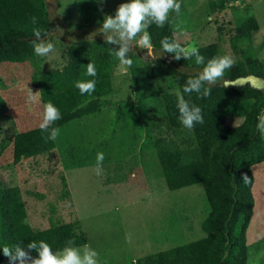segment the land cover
Masks as SVG:
<instances>
[{
  "label": "rangeland",
  "instance_id": "obj_1",
  "mask_svg": "<svg viewBox=\"0 0 264 264\" xmlns=\"http://www.w3.org/2000/svg\"><path fill=\"white\" fill-rule=\"evenodd\" d=\"M127 2L130 0H47L54 32L46 41L55 45V52L44 58L41 69L50 71L66 64L56 51L61 44L104 39L97 29L105 16H114L118 6ZM179 2V12L171 13L169 21L182 47L218 44L222 53L237 61L246 54L237 53L236 47L242 45L234 39L235 29L248 18H256L260 28L253 35V49L264 63V0H249L245 6L230 0L221 10L211 0ZM131 47L133 65L124 72L119 63L112 77L114 91L102 99L103 110L70 122L59 131L53 151L19 164H14L12 139L16 133L39 128L42 121L40 91L31 81L36 65L0 66V94L7 102L0 121V188L21 190L27 222L34 230L77 223L87 245L98 253V264H137L201 239L205 236L201 223L210 212L201 185L169 191L157 155L143 150L148 132L159 134L152 121L160 123L164 110L158 100L139 99L131 70L154 66L163 88H170L174 72L167 65L160 66L153 47L154 55L148 57L147 49ZM29 89L36 94L31 104L27 103ZM129 114L133 123H129ZM243 120L241 115L231 123L240 125ZM178 137L189 139L186 133ZM97 153L104 154L100 175L96 173ZM251 170L255 208L247 233V264H264V256L257 259L264 252V163Z\"/></svg>",
  "mask_w": 264,
  "mask_h": 264
},
{
  "label": "trees",
  "instance_id": "obj_2",
  "mask_svg": "<svg viewBox=\"0 0 264 264\" xmlns=\"http://www.w3.org/2000/svg\"><path fill=\"white\" fill-rule=\"evenodd\" d=\"M229 1L211 0V4L221 10ZM33 16L37 18L36 25L31 23ZM33 27L48 32L43 37L45 40L53 34L47 0H0V66L36 65L31 81L40 91L42 108L51 102L59 109L61 119L52 125L59 130L74 120L103 110L102 99L113 93L112 77L119 65L118 59L110 52V48L115 46L105 45L104 39L78 42L73 46L61 44L56 51L62 59H66V64L43 71L41 66L45 57L34 53ZM259 28L256 18H248L235 29L234 39L242 45L236 47L237 53L239 56L242 53L246 55L226 70L224 77L212 87L211 95L206 98H199L196 93L185 94L183 87L189 78L202 70L208 60L225 55L220 46L211 44L197 48L204 57V64L197 65L195 57L176 61L171 54L161 51L163 39L176 41L171 22L168 21L163 27L152 24L147 28L155 55L159 57L157 62L160 66L167 65L174 75L170 88H163L154 66L146 64L131 70L139 99L143 102L158 100L164 110L160 123L152 121L159 134L153 136L149 131L143 150L153 151L157 155L169 191L201 185L210 212L201 223L204 237L161 251L137 264H247V233L255 208V177L251 168L264 163V139H261L256 128L257 116L264 111V90L249 85L225 87L224 82L249 75L264 81V63L253 49V35ZM167 58L171 60L167 61ZM89 62L96 68L95 77L85 74V66ZM9 73L13 75L11 68ZM93 79L96 87L91 95H81L74 86L76 81ZM172 88L177 89L190 104L201 108L203 124H196L191 131L181 125L176 107L177 93L172 92ZM6 106L7 102L0 94V121L5 115ZM241 115H244V120L240 125L231 123L232 119ZM128 120L133 123L131 114ZM1 128L0 124V137ZM49 133H42L40 128L16 133L12 139L14 164L53 151L56 140L46 141L44 138ZM185 133L189 139L178 137ZM244 175L249 178L248 183H244ZM63 185L67 190L65 179ZM27 218L21 190L15 186L1 187L0 264H9L8 257L2 251L5 246L14 249L16 245L26 247L32 241H44L55 252L68 246L70 240L73 242L71 246L79 249L88 243L77 223H56L45 230H34ZM32 255L35 257L36 253Z\"/></svg>",
  "mask_w": 264,
  "mask_h": 264
},
{
  "label": "clouds",
  "instance_id": "obj_3",
  "mask_svg": "<svg viewBox=\"0 0 264 264\" xmlns=\"http://www.w3.org/2000/svg\"><path fill=\"white\" fill-rule=\"evenodd\" d=\"M181 4L179 0H130L127 3H121L115 11V15L105 16L102 26L97 29V33H102L105 45L115 46L110 48V52L118 59L121 70L127 72L133 65L129 53L132 52L133 45L140 49H147V57L153 56L150 35L147 28L152 24L157 27H163L168 21L169 16L173 12H179ZM33 25L37 24L35 16L30 18ZM60 30V29H57ZM62 31V30H60ZM32 41L34 53L36 56L47 57L55 52V45L43 39L48 35L47 31L33 27ZM96 33V34H97ZM162 53H168L174 59H191L195 57L197 65L204 64V57L199 54L196 47H182L178 41H169L165 38L161 41ZM156 58H159L155 55ZM236 63L234 57L230 55L216 56L208 60L202 70L193 78H189L184 87L183 93L191 95L196 93L199 98H206L211 95V89L220 81L226 72ZM86 75L95 77L97 75L96 68L93 63L89 62L86 66ZM81 95H91L95 91L96 81H76L74 85ZM27 103L35 102L36 94L29 89ZM176 107L179 112L178 119L181 125L192 130L196 124H203L204 119L200 107L192 105L185 100L184 96L177 93ZM61 119L59 109L51 102L43 107L42 121L39 128L42 133H50L45 136V140L55 141L59 135V128L52 125ZM258 123L256 125L261 139H264V111L257 116ZM104 160L103 153H97L96 156V173H102V165ZM244 183L249 182L247 175L243 176ZM73 242L68 241V246L61 250L53 251L51 246L44 241L29 242L26 247L16 245L15 248L5 246L2 248L3 255L8 257L9 264H98V253L90 246L85 245L83 249L71 246ZM35 252L34 257L32 253ZM264 256V252L257 256Z\"/></svg>",
  "mask_w": 264,
  "mask_h": 264
},
{
  "label": "water",
  "instance_id": "obj_4",
  "mask_svg": "<svg viewBox=\"0 0 264 264\" xmlns=\"http://www.w3.org/2000/svg\"><path fill=\"white\" fill-rule=\"evenodd\" d=\"M247 85L255 89L264 90V81L255 75L240 77L236 80H227L224 82L225 87H244Z\"/></svg>",
  "mask_w": 264,
  "mask_h": 264
},
{
  "label": "built area",
  "instance_id": "obj_5",
  "mask_svg": "<svg viewBox=\"0 0 264 264\" xmlns=\"http://www.w3.org/2000/svg\"><path fill=\"white\" fill-rule=\"evenodd\" d=\"M234 5L245 6L249 3V0H233Z\"/></svg>",
  "mask_w": 264,
  "mask_h": 264
}]
</instances>
